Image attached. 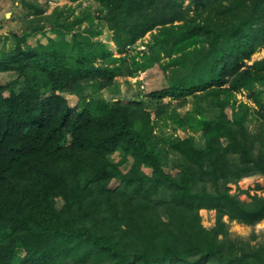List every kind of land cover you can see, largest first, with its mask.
<instances>
[{"label":"trees","instance_id":"1","mask_svg":"<svg viewBox=\"0 0 264 264\" xmlns=\"http://www.w3.org/2000/svg\"><path fill=\"white\" fill-rule=\"evenodd\" d=\"M95 1L118 50L150 33L148 58L165 77L153 99L183 105L188 96H210L219 114L209 121L197 112L202 147L187 133L169 141L184 161L173 175L163 169L140 100L80 94L110 86L119 73V66L94 63L105 57L103 47L98 54L79 50L67 64L56 50L23 48L16 36L0 55V72L22 79L17 89V80L0 84V264H264V250L250 260L218 240L224 215L248 225L264 218L262 196L245 202L227 184L264 175V151L253 154L247 106L229 118L220 96L264 85V56L245 62L264 48V0ZM131 60L126 75L138 69ZM63 92L80 103L70 106ZM116 151L122 156L113 161ZM113 179L118 184L110 187ZM203 208L216 211L215 227L200 224Z\"/></svg>","mask_w":264,"mask_h":264},{"label":"rangeland","instance_id":"2","mask_svg":"<svg viewBox=\"0 0 264 264\" xmlns=\"http://www.w3.org/2000/svg\"><path fill=\"white\" fill-rule=\"evenodd\" d=\"M187 1H185V4ZM100 6L95 0H0V55L9 52L16 42V36L23 38V48H33L39 51L56 50L62 55L67 63H73L79 50H92L98 54L101 49L106 50L105 57L97 56L95 64H108L119 66V73L114 77L110 86L97 89L95 86H88L80 92L87 98H98L108 103L119 100L123 103L131 100H140L144 108L150 112L152 123V139L155 142V149L159 152L163 169L173 175L177 174L184 164L182 157L169 147V141L176 135L183 136L185 133L192 136L197 147L203 146V136L197 125V118L200 111L207 120H213L219 114V108L215 105L213 97L188 96L183 105H179L180 99H169L164 97L161 101L153 99L149 94L152 91L160 90L165 86V77L159 68L156 59L148 58L147 42L150 40V33L137 40L133 45L118 50L111 40V31L106 27L105 22L99 18ZM80 44V47L78 46ZM80 48V49H79ZM109 52V54H107ZM144 54V57L141 56ZM135 56L138 69L132 75L124 74L127 65L131 63V57ZM264 56V48L258 49L249 59L247 64ZM162 61V59H160ZM65 63V64H66ZM17 80L15 88L22 84V79L17 77L15 71L0 72V84H6ZM260 93L262 108L254 101ZM62 95L70 106L80 103L76 94L63 92ZM91 96V97H90ZM226 98L224 112L230 118L233 112L244 109L247 106L246 130L252 142L253 154L264 151V85L254 84L251 89H241L237 92L220 94ZM158 104H167L166 112L156 117L154 108ZM184 121L178 123V119ZM187 119V121H185ZM259 133V134H258ZM225 139L222 142L225 143ZM122 156L119 151L111 154L113 161H118ZM127 164L131 162L127 157ZM146 174H150L149 167H142ZM118 180L113 179L109 186L114 187ZM230 192L236 194L241 200L247 202L250 195L257 193L264 198V175L255 172L241 177L236 183H227ZM207 188L212 189L211 183ZM61 200H57L59 208ZM200 224L205 229L216 225V211L214 209H200ZM225 232L218 236L222 241L223 250L234 249L236 245L241 254L248 259L251 254L259 248L264 250V218L258 222L248 225L230 219L227 215L222 216ZM214 259H209L202 264H214ZM230 264H235L230 262Z\"/></svg>","mask_w":264,"mask_h":264},{"label":"clouds","instance_id":"3","mask_svg":"<svg viewBox=\"0 0 264 264\" xmlns=\"http://www.w3.org/2000/svg\"><path fill=\"white\" fill-rule=\"evenodd\" d=\"M126 47H128V46H126Z\"/></svg>","mask_w":264,"mask_h":264}]
</instances>
